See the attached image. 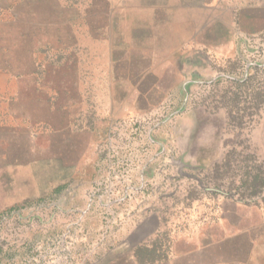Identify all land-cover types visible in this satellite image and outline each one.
Wrapping results in <instances>:
<instances>
[{
    "label": "rangeland",
    "instance_id": "1",
    "mask_svg": "<svg viewBox=\"0 0 264 264\" xmlns=\"http://www.w3.org/2000/svg\"><path fill=\"white\" fill-rule=\"evenodd\" d=\"M0 264H264V0H0Z\"/></svg>",
    "mask_w": 264,
    "mask_h": 264
},
{
    "label": "crops",
    "instance_id": "2",
    "mask_svg": "<svg viewBox=\"0 0 264 264\" xmlns=\"http://www.w3.org/2000/svg\"><path fill=\"white\" fill-rule=\"evenodd\" d=\"M228 15H232V13H228ZM253 15H257V14H253ZM216 27L217 28H215L214 32L220 31V33H222V36H224L225 38H227V36H228V38H229V36H230V31H229L230 26H229V24H225L223 22L216 23Z\"/></svg>",
    "mask_w": 264,
    "mask_h": 264
},
{
    "label": "trees",
    "instance_id": "3",
    "mask_svg": "<svg viewBox=\"0 0 264 264\" xmlns=\"http://www.w3.org/2000/svg\"><path fill=\"white\" fill-rule=\"evenodd\" d=\"M138 258V257H137Z\"/></svg>",
    "mask_w": 264,
    "mask_h": 264
}]
</instances>
